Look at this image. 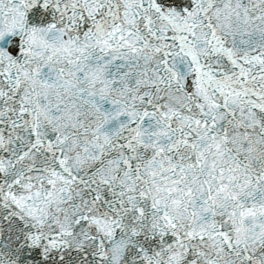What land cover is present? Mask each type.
<instances>
[{
  "label": "snow or ice",
  "instance_id": "obj_1",
  "mask_svg": "<svg viewBox=\"0 0 264 264\" xmlns=\"http://www.w3.org/2000/svg\"><path fill=\"white\" fill-rule=\"evenodd\" d=\"M0 264H264V0H0Z\"/></svg>",
  "mask_w": 264,
  "mask_h": 264
}]
</instances>
